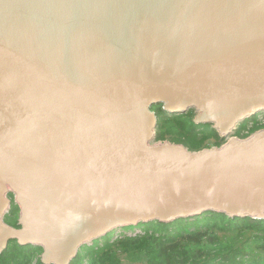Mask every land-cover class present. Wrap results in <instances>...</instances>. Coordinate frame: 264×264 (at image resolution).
<instances>
[{
  "label": "water",
  "instance_id": "1",
  "mask_svg": "<svg viewBox=\"0 0 264 264\" xmlns=\"http://www.w3.org/2000/svg\"><path fill=\"white\" fill-rule=\"evenodd\" d=\"M158 104L228 141L157 142ZM263 112L264 0H0V252L71 264L140 223L264 220V128L231 136Z\"/></svg>",
  "mask_w": 264,
  "mask_h": 264
},
{
  "label": "trees",
  "instance_id": "2",
  "mask_svg": "<svg viewBox=\"0 0 264 264\" xmlns=\"http://www.w3.org/2000/svg\"><path fill=\"white\" fill-rule=\"evenodd\" d=\"M152 110L159 119L157 142L180 143L198 151L222 146L228 141L212 124L196 123L195 109L173 114L158 104ZM255 118L240 123L233 136L246 138L264 128V124L257 121L248 126ZM11 199L5 220L18 226L20 207L14 198ZM137 230L140 232L134 233ZM42 251L40 246H23L13 240L0 252V264H44ZM134 258H143L142 264H264V220L233 218L210 211L172 222L140 223L86 244L71 264H129V259Z\"/></svg>",
  "mask_w": 264,
  "mask_h": 264
},
{
  "label": "rangeland",
  "instance_id": "3",
  "mask_svg": "<svg viewBox=\"0 0 264 264\" xmlns=\"http://www.w3.org/2000/svg\"><path fill=\"white\" fill-rule=\"evenodd\" d=\"M256 120H254V121H249V124H248V126H252V124L255 122V121H257V122H259V123H262V124H264V112L263 113H260V114H258L257 116H256V118H255ZM200 130V129H199ZM199 130H197V131H199ZM231 136H233V133H232V135ZM230 136V137H231ZM9 198H11L10 196H9ZM117 234H118V231H117ZM130 260V262H128L129 264H142V262H143V258H134V259H129Z\"/></svg>",
  "mask_w": 264,
  "mask_h": 264
},
{
  "label": "built area",
  "instance_id": "4",
  "mask_svg": "<svg viewBox=\"0 0 264 264\" xmlns=\"http://www.w3.org/2000/svg\"><path fill=\"white\" fill-rule=\"evenodd\" d=\"M119 231H121V229H120ZM138 232H140V230H137V231L134 232V233H138ZM134 233H129V234H134Z\"/></svg>",
  "mask_w": 264,
  "mask_h": 264
},
{
  "label": "flooded vegetation",
  "instance_id": "5",
  "mask_svg": "<svg viewBox=\"0 0 264 264\" xmlns=\"http://www.w3.org/2000/svg\"><path fill=\"white\" fill-rule=\"evenodd\" d=\"M10 197H11V198H14V195L11 194Z\"/></svg>",
  "mask_w": 264,
  "mask_h": 264
}]
</instances>
